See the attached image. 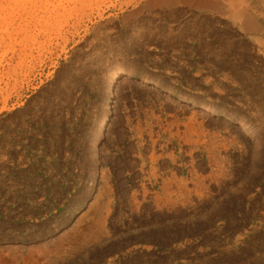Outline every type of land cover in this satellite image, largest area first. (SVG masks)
<instances>
[{
	"label": "rangeland",
	"instance_id": "1",
	"mask_svg": "<svg viewBox=\"0 0 264 264\" xmlns=\"http://www.w3.org/2000/svg\"><path fill=\"white\" fill-rule=\"evenodd\" d=\"M0 264H264V0H0Z\"/></svg>",
	"mask_w": 264,
	"mask_h": 264
},
{
	"label": "bare ground",
	"instance_id": "2",
	"mask_svg": "<svg viewBox=\"0 0 264 264\" xmlns=\"http://www.w3.org/2000/svg\"><path fill=\"white\" fill-rule=\"evenodd\" d=\"M252 22L249 24V27H253L254 25V21L251 20ZM249 23V22H248ZM123 74L120 72V71H115L111 74V77L108 81V89L111 91L112 89L115 88V86L117 85L120 77L122 76ZM145 84H151L150 81L148 80H144L143 81ZM153 86L155 88H160L158 84L154 83ZM178 100H183L182 97H177ZM114 102V95L111 93L108 97V99L105 101V105H104V109H107V112L105 113V115L103 116L102 120L100 121L99 125H98V128H97V135H98V138L94 141L93 143V148L94 149H97L99 147V140L100 138L103 136L105 130L107 129L110 121H111V117H112V111H110V108L112 106ZM193 106L195 107H199L201 108L203 111H206V112H209L213 115H217L219 112H217L216 109H213L211 107H209L208 105H195L193 104ZM220 114V113H219ZM222 116L226 119H229V120H233V116L232 115H228V114H222ZM239 128L241 130H243L247 135H253V131L252 129L244 124L243 122H239Z\"/></svg>",
	"mask_w": 264,
	"mask_h": 264
}]
</instances>
